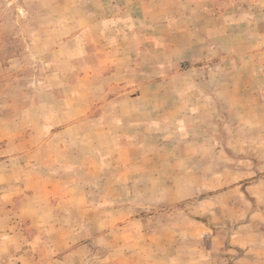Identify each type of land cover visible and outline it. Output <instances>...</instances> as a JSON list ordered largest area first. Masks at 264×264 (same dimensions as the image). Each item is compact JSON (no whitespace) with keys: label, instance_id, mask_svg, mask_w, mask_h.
I'll use <instances>...</instances> for the list:
<instances>
[{"label":"rangeland","instance_id":"374dc122","mask_svg":"<svg viewBox=\"0 0 264 264\" xmlns=\"http://www.w3.org/2000/svg\"><path fill=\"white\" fill-rule=\"evenodd\" d=\"M0 264H264V0H0Z\"/></svg>","mask_w":264,"mask_h":264},{"label":"crops","instance_id":"0c3cea01","mask_svg":"<svg viewBox=\"0 0 264 264\" xmlns=\"http://www.w3.org/2000/svg\"><path fill=\"white\" fill-rule=\"evenodd\" d=\"M126 2H128V1H126ZM127 9H128V6H127ZM187 10H190V9H187ZM204 10L206 11L207 9L205 8ZM186 11L183 12V13H180V14H178L179 13L178 12L175 15L170 16V19L172 20V21H169V23H171V27L165 29V31H167L166 34H169L170 37H171L169 41H176V39L178 37H182L184 34H186V32H188L187 30H190L191 29L190 25H192V23H189L188 22L190 20V17L189 16H186ZM206 21H208V20H206ZM178 24L179 25H183L184 28L185 27L186 28L183 30V27H178ZM249 25H250V23H249ZM206 28H208L207 23H206ZM206 28H201L200 29L202 33L200 34V37L201 38L199 39V41H204V43H206L207 46L209 45V41H221L222 31L219 29V27H215L214 28L215 31H213L211 35H210L209 30L208 29L206 30ZM222 28H224V27H222ZM211 29H213V27ZM179 30H182V31H179ZM188 34H189V37H190L191 36L190 33H188ZM193 37L195 39H193V38L192 39L191 38L190 39H187L185 37L184 41H198V39L196 38V36H193ZM253 52H254L253 49H249V52L248 53L245 52L244 54H242V56L239 59V61L241 62V65H240L241 68H244L247 65L248 66L250 65L249 66L250 67V71H249V74L250 75L251 74H256V72H257L256 71L257 69L254 68V66L256 67L257 63L255 62V59H254L255 57L253 55Z\"/></svg>","mask_w":264,"mask_h":264}]
</instances>
